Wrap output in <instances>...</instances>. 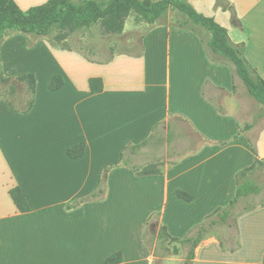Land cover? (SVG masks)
<instances>
[{
  "label": "crops",
  "instance_id": "0c3cea01",
  "mask_svg": "<svg viewBox=\"0 0 264 264\" xmlns=\"http://www.w3.org/2000/svg\"><path fill=\"white\" fill-rule=\"evenodd\" d=\"M188 1L225 27L233 43L245 44L246 59L264 79V0H228L241 26L215 0ZM148 25L139 52L104 60L52 47L45 39L28 48L21 34L0 45L4 76L34 72L37 79L30 112H13L0 100V264H103L115 252L122 261L114 264H154L142 243L152 213H159L170 235L184 237L234 196L236 172L254 161L251 138L236 116L218 113L201 94L209 80L231 95L229 67L211 62L191 30ZM39 73L45 77L43 89ZM53 73L64 78L54 91L48 89ZM91 77L102 78L100 92H90ZM159 122L170 123L161 129L159 145L149 143L130 155L133 168L109 170L100 190L103 168L119 163L126 143L143 141ZM78 142L85 143L84 154L69 157L66 148ZM254 143L264 160V121ZM147 148L178 155L160 173L140 175L141 166L155 156L138 162ZM14 186L28 211H19L10 197ZM175 189L193 200L176 197ZM93 192H98L94 200L65 208ZM237 224L239 249L224 250L213 230L195 248L191 264H264V205L239 216Z\"/></svg>",
  "mask_w": 264,
  "mask_h": 264
},
{
  "label": "trees",
  "instance_id": "16d2710c",
  "mask_svg": "<svg viewBox=\"0 0 264 264\" xmlns=\"http://www.w3.org/2000/svg\"><path fill=\"white\" fill-rule=\"evenodd\" d=\"M216 6L228 10L232 23L241 26L236 15L235 6L228 0H215ZM176 11L179 16L175 20L168 19V12ZM133 12L140 20L147 24L168 25L178 29L191 30L204 45L208 59L213 63H222L229 67L234 81L239 80L246 92L258 103L264 105V79L245 57V44L233 43L227 29L214 20L198 12L188 0H46L44 3L23 10L15 0H0V45L8 37L21 34L28 38L27 47H32L36 41L45 39L56 47L55 40H64L72 32H85L95 24H101L103 32L108 35L120 34L128 15ZM83 45L78 51L89 59L88 52ZM0 83L5 84V94L0 95L10 110L19 114L31 111L35 103L37 79L34 72H25L14 76H3L0 71ZM64 84V78L59 73H53L48 82L49 90H57ZM90 92L96 93L103 89L101 77H91L88 80ZM201 94L213 104L216 111L226 114L224 106L219 101L227 96V92L214 86L209 80L204 82ZM170 123L159 122L154 125L151 134L139 143L128 142L121 152L119 163L106 166L102 170L100 190H103L106 173L116 167L126 166L133 168L130 155L149 144L159 145L161 129L169 127ZM172 133L168 132L167 141ZM237 137V134L234 136ZM249 141L254 161L250 166L239 169L235 174L236 187L232 199L223 206L216 207L205 216L203 221L194 225L184 237L170 235L164 224L159 221V213H152L142 232V243L152 254L155 260L169 256V245H173V254L176 245L185 250L182 264H191L195 248L205 236L220 228L217 235L220 246L234 252L240 248L239 230L237 220L242 214L249 212L264 203H250V200L261 191V186L255 182L256 170L264 168V160L259 158L254 142ZM85 143L78 142L66 148L71 158H79L84 154ZM151 163L141 166L140 175L160 173L159 169L150 168ZM9 195L21 212L29 210V205L18 186L9 189ZM98 192L75 199L66 204V209L74 208L86 201L94 200ZM174 195L186 202L193 200V195L175 189ZM122 261L120 252L109 255L103 264H114Z\"/></svg>",
  "mask_w": 264,
  "mask_h": 264
},
{
  "label": "rangeland",
  "instance_id": "374dc122",
  "mask_svg": "<svg viewBox=\"0 0 264 264\" xmlns=\"http://www.w3.org/2000/svg\"><path fill=\"white\" fill-rule=\"evenodd\" d=\"M45 1L46 0H20L19 6L21 9L27 10L32 6L39 5L41 3H44ZM128 16L129 17L126 18L123 30L120 34H105L103 32L101 24L97 23L88 31L72 32L64 40H55L56 47L78 49L79 46L83 45V47H86L84 49V51L86 52H88V48L91 47L93 51L89 49L88 55L91 58L98 60L107 59L118 52H139L141 35L148 28H150L151 25H148L147 23L140 20L133 12H131ZM178 16L179 14L176 11L168 12L169 20H175ZM158 24L159 22H156L153 25ZM0 71L3 75V72L1 70V61ZM38 76L39 88L43 89L45 87L44 74L39 73ZM235 84V90L232 92V94L223 97L219 101V103L224 106V109L228 113L233 114L238 118L242 132L249 135L251 140L255 142L257 133L262 127V123L264 121V105L258 103L252 96H250L239 80H237ZM4 86L5 84L0 83V95L5 94L6 92V87ZM180 140L181 138L176 139L175 142L178 143V149L180 150V152H182L184 151V145H182V142H180ZM254 145L257 152L256 144L254 143ZM151 154H155V156L148 158V161L151 163L150 168L159 169L160 171H163L166 168L168 162L175 159L178 155L173 153L168 155L164 148H162L158 152L147 148L142 151V155L138 159V162H143L142 158L147 157V155ZM254 180L261 186V191L250 200V203H264V168L256 170ZM220 232L221 229L216 228V230H214L212 234L215 235ZM173 247V245H169L170 252L172 253L165 258L183 259L185 255V250L181 249V247L176 245V253L173 254ZM165 258L155 260L154 264H171L167 263V260ZM172 264L180 263L175 261Z\"/></svg>",
  "mask_w": 264,
  "mask_h": 264
}]
</instances>
